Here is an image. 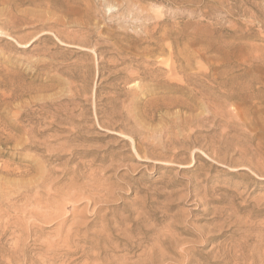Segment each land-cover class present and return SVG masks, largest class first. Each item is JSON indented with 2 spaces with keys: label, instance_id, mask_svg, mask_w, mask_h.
Returning a JSON list of instances; mask_svg holds the SVG:
<instances>
[{
  "label": "rangeland",
  "instance_id": "obj_1",
  "mask_svg": "<svg viewBox=\"0 0 264 264\" xmlns=\"http://www.w3.org/2000/svg\"><path fill=\"white\" fill-rule=\"evenodd\" d=\"M0 264H264V0H0Z\"/></svg>",
  "mask_w": 264,
  "mask_h": 264
},
{
  "label": "bare ground",
  "instance_id": "obj_2",
  "mask_svg": "<svg viewBox=\"0 0 264 264\" xmlns=\"http://www.w3.org/2000/svg\"><path fill=\"white\" fill-rule=\"evenodd\" d=\"M68 6V5H67ZM73 7V6H72ZM46 34V33H45ZM10 40V39H9ZM208 117V116H207ZM123 138V137H122ZM195 142V141H194ZM189 143H193V141L189 142ZM175 148V147H174ZM236 151V150H235ZM194 153V151H193ZM147 154V153H146ZM71 155V154H70ZM145 157V156H144ZM170 157V156H169ZM192 166V165H191ZM116 175V174H115ZM61 176V175H60ZM59 177V176H58ZM77 180V179H76ZM55 182V181H54ZM87 182V181H86ZM46 191V190H45ZM81 193V192H80ZM49 194V193H48ZM61 194V193H60ZM82 195V194H81ZM87 199V198H86ZM90 199V198H89ZM75 201V200H74ZM90 201V200H89ZM88 201V202H89ZM82 206V205H81ZM107 213V212H106ZM141 216V215H140ZM104 217V216H103ZM161 252V251H160Z\"/></svg>",
  "mask_w": 264,
  "mask_h": 264
}]
</instances>
